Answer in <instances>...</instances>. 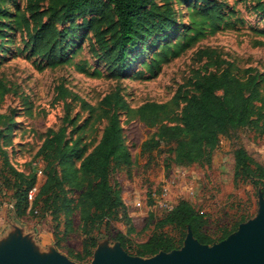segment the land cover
<instances>
[{
	"label": "rangeland",
	"instance_id": "rangeland-1",
	"mask_svg": "<svg viewBox=\"0 0 264 264\" xmlns=\"http://www.w3.org/2000/svg\"><path fill=\"white\" fill-rule=\"evenodd\" d=\"M157 1L162 3V0ZM257 2L172 0L178 21L176 33L168 43L150 46L139 57L131 74L123 79L108 77L104 65L93 58L90 53L91 37L84 41L82 50L68 64L42 68L24 51L26 37L23 29H8L0 40L4 44V50L0 51V113L13 119L7 151L14 167L26 174L35 168L45 170V163L36 158V153L46 132L62 126L66 105L71 106V118H76L74 138L81 137L82 145L88 150L100 142L108 124L107 118L102 117L99 111L90 118L89 111L82 110L81 104L72 102L71 98L55 101L59 85H64L72 94L95 108L106 95L120 91L128 106L127 110H120L119 115L133 164L114 169L111 177L112 184L121 191L130 223L113 221L108 227L100 226L93 233L97 246L83 262L75 258L82 252L87 239V235L80 230L83 225L80 212L72 216L75 231L70 232L57 247L52 217L39 213L18 219L13 211L12 192L7 191L0 180V248L5 246V241L22 235L24 240L34 243L41 254L52 252L73 264H93L97 256L111 253L114 248L124 250L114 241L118 233L129 234L133 228L131 238L135 244L145 243L151 238L157 223L165 216L154 207L153 193L159 194L165 185H169V198L174 205L185 200L205 215L207 229L212 234L235 222L234 217L239 215L247 216L246 223L256 219L261 204H264V188L255 187L248 181L235 183L234 154L238 148H244L256 163L264 167V129L244 127L231 130L220 137L210 164L174 165L167 170L166 145L159 143L157 137L161 125L148 126L136 111L148 102L169 103L181 87L183 92L191 95L197 91L192 84L196 75L221 73L228 67L243 80L256 75L262 77L259 89L264 95V18L255 9ZM214 3L221 5V10L210 17L205 13L206 5ZM0 7L14 17L28 16L27 0H0ZM13 27H16L15 24ZM8 39L11 40L7 42ZM185 43L189 46L178 57L161 62L159 54L165 47L172 54L175 47ZM202 51L214 54L212 57L201 56ZM95 68L99 69L100 75H91ZM182 108L183 105L176 110L179 117ZM89 118L90 121L85 124ZM72 129L70 126L69 132ZM144 145H147L145 150ZM44 180V174L37 173V183L30 191L31 202L38 195ZM60 231V237L64 236L63 225ZM158 231L180 237V233L173 228ZM43 233H46L45 237L41 235Z\"/></svg>",
	"mask_w": 264,
	"mask_h": 264
},
{
	"label": "trees",
	"instance_id": "trees-1",
	"mask_svg": "<svg viewBox=\"0 0 264 264\" xmlns=\"http://www.w3.org/2000/svg\"><path fill=\"white\" fill-rule=\"evenodd\" d=\"M171 1L27 0L28 16L14 17L0 7V40L8 29L22 28L26 37L24 51L28 56L42 68H56L71 62L82 50L84 41L91 37L93 58L104 65L108 77L123 79L131 74L139 57L150 46L168 43L176 33L178 21ZM206 9L205 13L213 17L219 14L221 5H206ZM255 9L264 18V1L258 0ZM188 46V43L178 45L172 54L165 47L159 54L161 62L178 57ZM3 48L1 42L0 51ZM213 54L200 52L201 56L207 57ZM93 71L91 75L101 74L98 68ZM195 78L192 81L197 90L195 93L189 95L181 87L169 103L148 102L136 111L148 126L161 125L157 137L159 143L166 145L167 170L174 165L210 164L220 137L231 130L244 127L264 129V95L259 89L262 77L256 75L243 80L228 67L221 73L199 74ZM66 98L80 103L82 110L89 111L90 118L97 111L107 118L108 124L100 142L88 150L82 145L81 137L74 138L76 118H71V106L66 105L62 126L46 132L36 153V158L46 165L43 171L45 180L31 202L30 191L37 183V171L34 169L26 174L12 164L7 144L13 119L0 113V180L5 189L12 192L13 211L18 219L39 213L52 217L57 247L75 231L72 216L80 212L83 221L80 230L87 239L82 252L75 258L83 262L97 246L93 233L100 226L108 227L113 221L130 223L121 191L112 184L111 178L114 169L133 164L119 115V111L127 110L128 106L119 90L106 95L95 108L64 85H59L55 101ZM181 105L179 117L176 110ZM165 121L168 123L164 124ZM70 126L73 129L69 132ZM146 148L144 145L143 150ZM234 157L235 183L248 181L255 187L264 188V167L256 163L244 148H238ZM234 219L235 222L212 234L207 229L205 215L182 200L171 212L165 213L147 242L135 244L131 238L133 228L129 234L118 233L114 241L131 256L149 258L161 252L180 250L189 229L202 245L212 246L225 241L247 220V216L239 215ZM62 225L64 236L60 237ZM166 227L177 230L180 237L158 231Z\"/></svg>",
	"mask_w": 264,
	"mask_h": 264
},
{
	"label": "water",
	"instance_id": "water-1",
	"mask_svg": "<svg viewBox=\"0 0 264 264\" xmlns=\"http://www.w3.org/2000/svg\"><path fill=\"white\" fill-rule=\"evenodd\" d=\"M23 237L5 241L0 248V264H73L56 253L41 254ZM93 264H264V204L256 219L242 223L228 239L212 246L200 244L189 229L180 250L144 259L119 247L97 256Z\"/></svg>",
	"mask_w": 264,
	"mask_h": 264
},
{
	"label": "built area",
	"instance_id": "built-area-1",
	"mask_svg": "<svg viewBox=\"0 0 264 264\" xmlns=\"http://www.w3.org/2000/svg\"><path fill=\"white\" fill-rule=\"evenodd\" d=\"M35 166H37V163H35ZM35 170L37 171L38 174H40V175L43 174L42 170H40V169L38 170V168H35ZM169 196H170L169 185L163 186L159 194L153 193V204H154V207L157 208V210H159L160 212H163V213L171 212L175 208L176 205H174L170 201Z\"/></svg>",
	"mask_w": 264,
	"mask_h": 264
},
{
	"label": "crops",
	"instance_id": "crops-1",
	"mask_svg": "<svg viewBox=\"0 0 264 264\" xmlns=\"http://www.w3.org/2000/svg\"><path fill=\"white\" fill-rule=\"evenodd\" d=\"M45 234H46V233H43V234H41V235L45 237V236H46ZM47 235H48V234H47ZM47 237H48V236H47Z\"/></svg>",
	"mask_w": 264,
	"mask_h": 264
}]
</instances>
